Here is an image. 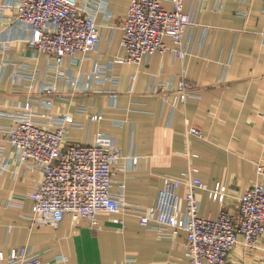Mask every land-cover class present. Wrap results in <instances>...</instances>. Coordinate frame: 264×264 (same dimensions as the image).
I'll return each instance as SVG.
<instances>
[{"label": "crops", "instance_id": "0c3cea01", "mask_svg": "<svg viewBox=\"0 0 264 264\" xmlns=\"http://www.w3.org/2000/svg\"><path fill=\"white\" fill-rule=\"evenodd\" d=\"M98 1L105 2L106 10L96 17L101 35L97 48L86 56L80 54L75 64L65 62L63 68L73 76H88L94 63L109 68L105 78L86 80L91 90L71 92L64 79L60 82L62 95L52 97L50 112L70 115L81 125L69 128L67 141L93 143L98 134L115 140L123 158L113 168L111 193L128 203L153 206L166 179L180 178L195 166L194 176L209 189L217 184L228 189L224 204L197 189L200 215L216 218L222 207L234 211L251 185H264V173L257 172V164L264 165L260 115L264 112V0H184L195 20L183 37L187 53L183 57L156 53L141 64L114 63L127 53L122 46V23L131 0ZM7 2L14 0H0V6ZM162 2L171 9L169 0ZM5 16L0 49L3 37L15 40L14 60L40 69L42 78L55 81L46 56L32 59L26 35L11 24L13 12L7 10ZM165 42L170 48L177 46L170 37ZM9 70L0 89V105L10 107L34 96V109L44 112L36 88L15 91ZM184 79L196 85L197 96L174 108V96L163 93L167 84L174 91ZM157 88L164 92L152 93ZM95 115L103 119L93 121ZM190 128L203 137L188 134ZM3 146L11 161L9 171L0 176V250L5 254L30 247L41 255L43 264H58L59 256H65L68 264H189L182 248L186 232L161 237L143 227L134 214L99 212L97 228L84 219L74 221L70 214L57 225L34 222L30 193L40 173L20 163L9 143ZM132 157H138V165L132 164ZM120 167L126 172H119ZM186 193L183 183L178 195L183 199ZM230 264H264V239L255 250L239 245Z\"/></svg>", "mask_w": 264, "mask_h": 264}, {"label": "built area", "instance_id": "2783aa9c", "mask_svg": "<svg viewBox=\"0 0 264 264\" xmlns=\"http://www.w3.org/2000/svg\"><path fill=\"white\" fill-rule=\"evenodd\" d=\"M169 1L171 9H167L162 0H131L122 23V46L127 53L114 63L141 64L156 53L172 52L179 57L187 53L182 42L186 30L195 25L194 16L185 9L184 0ZM7 10L13 12L11 24L26 35L24 42L32 52V59L46 56L48 70L56 79L45 80L40 69L16 62L11 54L15 40L2 38L0 89L4 74L10 69L8 80L15 91L36 88V97L44 110L40 113L34 109V96L10 107L0 105V120H5L4 124L0 123V176L9 171L11 165L3 142L14 148L20 163L27 164L41 176L30 193L33 200L31 220L42 225H57L70 214L74 221L84 219L97 228L99 212L134 214L143 227L155 230L161 237L174 238L181 231L186 232L182 248L189 264H230L231 255L239 245L246 250L258 248L264 239L263 184L251 185L234 211L222 207L216 218L201 216L196 190L208 191L211 199L224 204L228 189L221 184L209 189L194 176L198 169L191 166L180 178L166 179L155 204L143 208L111 193L113 168L123 158L113 138L98 134L93 143L70 144L67 141L69 130L81 128V125L70 115L58 116L50 112L52 97L62 95L59 85L63 79L71 92H78L91 90L86 80L105 78L109 67L98 63L93 64L88 76H73L63 68L65 62L75 64L80 61V54L86 56L97 48L101 35L96 17L98 12L106 10L105 2L14 0L0 6V27L7 19ZM166 37L177 46L170 48ZM166 86L169 87L167 91L157 88L152 93L172 94L174 108L189 97L197 96L196 85L186 79L177 90L173 91L170 84ZM260 115L264 119V112ZM102 119V115L92 117L93 121ZM188 134L203 137L195 128H190ZM138 163V157H132V164ZM118 170L125 173L127 169L120 167ZM257 172L264 173L263 164H257ZM183 183L187 185V193L182 199L178 190ZM57 263L68 264V261L65 256H59ZM0 264H43V260L30 247H22L9 254L0 250Z\"/></svg>", "mask_w": 264, "mask_h": 264}]
</instances>
